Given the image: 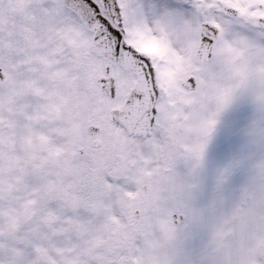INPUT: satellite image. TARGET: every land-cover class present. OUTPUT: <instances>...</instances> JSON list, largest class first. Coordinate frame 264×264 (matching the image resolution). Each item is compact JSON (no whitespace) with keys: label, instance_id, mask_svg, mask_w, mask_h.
I'll return each mask as SVG.
<instances>
[{"label":"snow or ice","instance_id":"6c2138e0","mask_svg":"<svg viewBox=\"0 0 264 264\" xmlns=\"http://www.w3.org/2000/svg\"><path fill=\"white\" fill-rule=\"evenodd\" d=\"M0 264H264V0H0Z\"/></svg>","mask_w":264,"mask_h":264}]
</instances>
